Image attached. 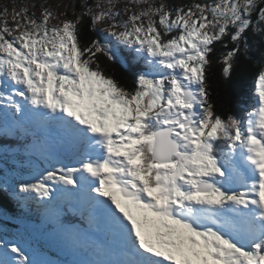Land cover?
Instances as JSON below:
<instances>
[{"label": "snow or ice", "instance_id": "1", "mask_svg": "<svg viewBox=\"0 0 264 264\" xmlns=\"http://www.w3.org/2000/svg\"><path fill=\"white\" fill-rule=\"evenodd\" d=\"M31 7L39 15L0 10V122L11 113L21 130L55 127L73 145L71 166L57 160L17 193L87 257L72 264H264V0ZM86 22L108 43L82 42ZM249 37L253 102L225 117L209 81L214 65L231 79ZM121 48L146 67L130 88L100 62L123 60ZM65 199L86 210L88 229L60 222ZM0 264L49 262L0 236Z\"/></svg>", "mask_w": 264, "mask_h": 264}, {"label": "trees", "instance_id": "2", "mask_svg": "<svg viewBox=\"0 0 264 264\" xmlns=\"http://www.w3.org/2000/svg\"><path fill=\"white\" fill-rule=\"evenodd\" d=\"M176 1L177 0H171L172 3ZM183 1L191 2V0ZM79 3V1L76 2L77 11H79ZM92 38L100 39L103 43L100 31H89V25L88 22H86L81 28V40L83 42L91 40ZM249 43L253 47L250 58H244L243 55H241L239 66L234 71L230 80L225 81L220 76L219 68L216 65H214L213 68V75L209 81L213 94V102L217 106L218 113L223 114L225 117L229 114L241 115L240 112L236 114L238 106L241 104L242 98L246 96L254 86L255 74L258 69L259 53L258 46L252 41L251 37H249ZM122 50L124 49H120V55L123 57L126 65H122L120 62L114 64L110 63L102 56L100 57V62L108 74L113 75L122 84L130 88L132 87L136 72L140 70L144 71L146 67L141 64L132 63L131 57L129 55H125L124 57L121 53ZM223 51H227V49L218 45L216 57L218 58ZM10 129V131L0 133V236L6 239L11 237L22 239L20 236L16 235L20 233L22 228L20 219L25 221L31 220V223H40L45 216L43 210L32 202H27L22 205L17 195L14 197L10 190H17L19 182L30 181L43 169L56 166L55 161L59 159L53 155H49L50 151L45 149L42 150L37 147L41 145V143L37 144V142H32L36 138L31 135L30 132L25 133L21 128L13 126H11ZM30 144L32 148H30ZM63 155L69 160L64 153ZM79 218L80 212L68 215L63 211L61 215H59L60 222L65 226L75 224ZM50 226L56 225L51 222ZM22 229L26 232L25 236L27 237L25 238L33 245L35 250L40 248L42 251H46L47 249L51 253H56L54 245L44 240L46 239L45 234L42 233L39 235L43 240L42 242L30 232L31 230L25 229L24 227ZM43 230L51 235H54V233L58 231L57 226L44 228ZM55 237L57 238L58 234L55 235ZM53 255L56 262L51 264H72V262L75 261V259H68L71 257L61 258L57 254ZM48 262L50 263V259H48Z\"/></svg>", "mask_w": 264, "mask_h": 264}, {"label": "rangeland", "instance_id": "3", "mask_svg": "<svg viewBox=\"0 0 264 264\" xmlns=\"http://www.w3.org/2000/svg\"><path fill=\"white\" fill-rule=\"evenodd\" d=\"M80 0H76V2ZM42 2V0H0V10H2L3 8H8L9 10H11V8L13 7L14 4H28L29 5V12H33L35 11L37 13V15H39V11L37 9H33L31 7V4L35 3V4H40ZM89 2H94V0H89ZM49 5L51 6L52 10L56 13L62 12L64 11V5H69L72 3V0H48ZM183 3H190V2H185L183 0H177L175 2V4L179 5V4H183ZM57 5H60V7H57ZM69 18H72L71 15L69 14ZM55 22V21H54ZM103 26H98V31L100 28H102ZM102 35H106L103 32H100ZM253 96V94H251ZM251 99V97H250ZM253 102V100H251ZM251 103H247L248 106H251ZM77 204V203H76ZM22 236V235H21ZM23 237V236H22Z\"/></svg>", "mask_w": 264, "mask_h": 264}, {"label": "bare ground", "instance_id": "4", "mask_svg": "<svg viewBox=\"0 0 264 264\" xmlns=\"http://www.w3.org/2000/svg\"><path fill=\"white\" fill-rule=\"evenodd\" d=\"M28 229V228H27Z\"/></svg>", "mask_w": 264, "mask_h": 264}]
</instances>
